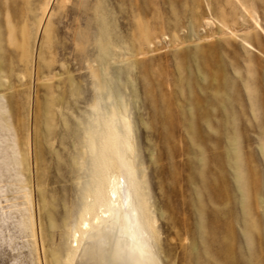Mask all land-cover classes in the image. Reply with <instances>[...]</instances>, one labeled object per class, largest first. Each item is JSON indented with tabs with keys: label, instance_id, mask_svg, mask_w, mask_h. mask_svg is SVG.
I'll use <instances>...</instances> for the list:
<instances>
[{
	"label": "rangeland",
	"instance_id": "rangeland-1",
	"mask_svg": "<svg viewBox=\"0 0 264 264\" xmlns=\"http://www.w3.org/2000/svg\"><path fill=\"white\" fill-rule=\"evenodd\" d=\"M6 89L0 264H65L98 102L130 121L163 264H264V0H0Z\"/></svg>",
	"mask_w": 264,
	"mask_h": 264
},
{
	"label": "bare ground",
	"instance_id": "bare-ground-1",
	"mask_svg": "<svg viewBox=\"0 0 264 264\" xmlns=\"http://www.w3.org/2000/svg\"><path fill=\"white\" fill-rule=\"evenodd\" d=\"M100 22L104 24L103 19ZM188 36L194 39L192 32ZM138 58L114 44L108 45L102 54V60L113 69L128 74ZM67 78L70 80L69 75ZM9 92L1 91L0 99ZM92 119L83 142L89 184L69 230L65 264H163L156 245L155 221L138 176L130 121L117 107L106 110L100 102ZM11 156L14 159V152ZM35 190L40 219L49 212L43 191L38 187Z\"/></svg>",
	"mask_w": 264,
	"mask_h": 264
}]
</instances>
